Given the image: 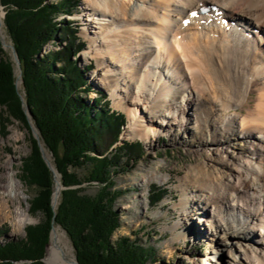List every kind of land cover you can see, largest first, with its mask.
<instances>
[{"label": "bare ground", "instance_id": "obj_1", "mask_svg": "<svg viewBox=\"0 0 264 264\" xmlns=\"http://www.w3.org/2000/svg\"><path fill=\"white\" fill-rule=\"evenodd\" d=\"M205 6L209 14L191 16ZM79 18L88 41L81 57L97 65L92 80L127 115L123 138L149 146L169 134L194 154L177 185L173 240L209 206L203 226L210 242L221 234L222 249L212 244L196 264H221L230 243L231 264H264V0H83ZM4 30L0 14V40L10 46ZM6 177L0 218L19 198L17 179ZM59 180L56 172L53 203ZM14 213L17 230L31 222L21 204ZM53 228V261L76 264Z\"/></svg>", "mask_w": 264, "mask_h": 264}, {"label": "trees", "instance_id": "obj_2", "mask_svg": "<svg viewBox=\"0 0 264 264\" xmlns=\"http://www.w3.org/2000/svg\"><path fill=\"white\" fill-rule=\"evenodd\" d=\"M79 0H0L5 14L3 24L19 58L22 91L30 120L40 142L51 154L63 190L56 210L51 206L54 180L42 159L39 146L30 134L31 153L22 160L23 178L37 189L30 212L42 219L25 227V240L0 244V264H43L52 225L67 235L79 264H150L154 250L122 236L112 241L120 227L116 201L123 191L116 188L114 175L126 172L127 164L141 155L140 142H120L125 116L109 108L103 94L91 104L83 95L90 87L71 60L83 48L69 43L64 53L50 51L40 56L44 46L65 34L76 42L68 20L61 16L75 13ZM61 33V34H60ZM69 42V41H68ZM62 54V58L59 55ZM64 57V58H63ZM59 64L60 68L55 67ZM60 73V75H59ZM0 106L29 131L27 116L15 88L14 68L0 44ZM111 138L105 147L102 137ZM104 146V148H101ZM111 148V149H110ZM110 149V151H109ZM83 169L79 176L72 170ZM83 184L95 186L85 193ZM168 195L165 188H150L152 207ZM47 247V263L52 250ZM51 264V263H49Z\"/></svg>", "mask_w": 264, "mask_h": 264}, {"label": "rangeland", "instance_id": "obj_3", "mask_svg": "<svg viewBox=\"0 0 264 264\" xmlns=\"http://www.w3.org/2000/svg\"><path fill=\"white\" fill-rule=\"evenodd\" d=\"M79 1V5L75 13L68 17L61 16L59 18L68 20L67 22H69L68 25L70 27L69 33L71 31L77 32L74 34L77 41L74 42L70 38L67 39L69 42L65 41L67 37L64 33H60L61 35H59L54 42H50L44 46L43 52L40 54V56L47 54L50 51H59L60 53H64L68 48L69 43L73 44L74 48L79 42L83 44L84 46L78 53L77 57H71V60L82 72V78L85 81V84L90 87V91L87 92V95H83V98H85L87 103L91 104L92 101L96 100L95 98L97 96L100 97V94L102 93L111 110L124 114L126 120L120 134V142L116 143L115 146H119L123 142H140L142 144L141 155L134 157L133 161L128 162L126 168L127 171L124 173L119 172L114 175L116 188L122 190L123 195L117 199L115 204V209L119 214L120 227L114 232L112 241H115L119 237L126 236L131 240H136L143 246L153 248L154 258L150 264H196L198 262L197 260L203 255H208L211 253L212 244H215L216 247H220L222 249V241L221 234L217 233L218 239L215 237L213 241L210 242V232L206 227L203 226V221L207 218V212L208 214L211 212L209 206L206 208V214L202 217L201 224L197 222L198 212L196 211L197 213H195L197 215H194L191 221L192 225L189 223L188 225H182L177 229V231L182 232L183 229L192 226L190 234L187 233L186 238L179 237L178 239L173 240L175 231L172 229V226L174 225V222L180 219L179 211L175 209V205L180 200L181 193L177 189V185L179 184V179L185 175V171L188 166L196 161L194 154H192V151L187 147L183 146L182 143L174 142L170 138L169 134L160 136L156 141L153 140L149 146H147L140 139L131 140L123 138L122 135L124 133V128L128 123L127 115L122 110L115 108L113 105L114 100L109 96L108 92L101 86L99 82L92 80V75L93 73L95 74L94 71L97 68L96 61L93 59L84 61L81 57V54H83L84 50L88 47V41L85 40L81 35L84 25L79 16L82 14L83 0ZM1 7L0 14L3 16L5 14V10L3 7ZM7 40L10 43L9 45H11L12 43L8 36ZM3 51L13 65L16 82V76L19 75V69L16 68L11 58L9 49H3ZM59 57L62 58V54L59 55ZM55 67L60 68V65L57 64ZM15 88L18 91L20 100L22 96L23 101H25L22 91L21 72L19 85L18 87L15 85ZM22 106L24 110V104H22ZM26 116L29 127L30 124L34 127V124L30 120V113L29 116L28 114H26ZM187 126L188 125L186 124L185 128L188 131V134L185 135L183 139L189 140L191 137V131L190 127L188 126L187 128ZM34 129L38 133L35 127ZM30 134L32 135L31 131H29L22 123L11 118L6 113L5 108L0 106V196L4 189L3 186H5L7 182L6 176L11 175L15 177L20 185L18 191L19 198H13L10 200V211L12 215L8 218H0V244H3L7 241L25 240V227L34 225L42 219V215L40 213L33 215L30 212V203L32 198L35 196L37 189L34 186H30L28 183H26L22 173V160L27 158L31 153V141L29 138ZM14 135L19 137L18 141L14 140ZM110 142V137H102L101 143L105 147H107ZM40 145L43 148L48 162H50L54 168L51 154L46 148H44L41 142ZM104 146L101 148H104ZM201 160L202 159H200V161ZM72 171L77 173L79 176L85 174L83 169H76ZM153 186L168 190V195L155 207L150 206L148 202L150 188ZM83 187L85 188V193L87 194H93L95 192V186L83 184ZM54 190L55 184L53 186L52 194ZM58 200L59 197L57 199V203ZM19 204L22 205V208L31 218V222H28L21 230H17L14 226V219L16 217L14 210H16ZM193 213L194 211H192L191 214ZM54 226L52 225V227ZM55 227H57L62 234V246H65L66 251H68L72 256H75L70 240L68 239L65 232L59 226ZM50 241L51 235H49V241L47 244V247L49 246V251L51 246ZM235 246L236 245L234 243H230L227 250L229 248H235ZM47 247H45L44 257L47 256ZM227 250L222 251L219 254V257L222 261L221 264H231V260L228 256L229 252ZM53 256L54 253L52 249V255L48 262L51 264H57L53 261ZM44 257L41 259L43 264H45L43 260Z\"/></svg>", "mask_w": 264, "mask_h": 264}, {"label": "water", "instance_id": "obj_4", "mask_svg": "<svg viewBox=\"0 0 264 264\" xmlns=\"http://www.w3.org/2000/svg\"><path fill=\"white\" fill-rule=\"evenodd\" d=\"M0 7H1V5H0ZM1 8H2V7H1ZM2 17L4 18V15H3ZM0 43H1V48H2V49H9V52H10V54H11V58H12L14 64H15L16 68H17V69H20L19 58H18V56H17V54H16V52H15V50H14L13 45L11 44L10 46H4L1 40H0ZM19 82H20V70H19V75L16 76V82H15L16 87H18ZM21 102H22V104H24V111H25V113L28 114V116H29L28 107H27V105L25 104V101H23L22 96H21ZM30 128H31V132H32L33 137L36 139V141H37V143H38V146H39V148H40V152H41V155H42V158H43L44 162L46 163L47 167L52 171L53 180H54V183H55V174H56L57 171H56V169H54V168L52 167V165L50 164V162H48V160H47V158H46V156H45V154H44L43 148H42L41 145H40V141H39L38 133L35 131V129L33 128V126H32L31 124H30ZM57 174H58V173H57ZM59 181H60V180H59ZM60 186H61V187H60V190H63L64 187L62 186L61 182H60ZM53 194H54V192H53ZM53 194H52V197H51V203H52L51 206H52L53 211H55V210H56V204H57V202L53 203ZM59 195H60V191H59V193L57 194V198L59 197ZM52 229H53V227H52L51 230H50V235H51ZM74 257H75V256H74ZM75 263H76V264H79L78 261H77V259H76V257H75Z\"/></svg>", "mask_w": 264, "mask_h": 264}, {"label": "snow or ice", "instance_id": "obj_5", "mask_svg": "<svg viewBox=\"0 0 264 264\" xmlns=\"http://www.w3.org/2000/svg\"><path fill=\"white\" fill-rule=\"evenodd\" d=\"M193 15H195V13H193ZM186 23V22H185Z\"/></svg>", "mask_w": 264, "mask_h": 264}]
</instances>
